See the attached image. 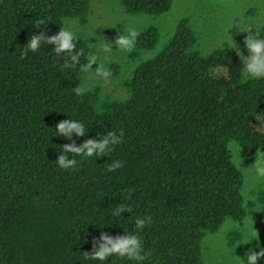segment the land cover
<instances>
[{
	"label": "trees",
	"instance_id": "1",
	"mask_svg": "<svg viewBox=\"0 0 264 264\" xmlns=\"http://www.w3.org/2000/svg\"><path fill=\"white\" fill-rule=\"evenodd\" d=\"M173 1L122 3L130 14L155 17ZM89 9L90 0L0 1V264H99L89 258L93 238L134 228L130 214L111 216L121 203L151 217L140 233L145 264H205V236L247 214L244 174L230 145L236 142L246 161L264 149L253 116L264 112V80L244 81L232 51L199 50L186 17L160 49L157 26L138 33L127 50L136 68L124 99H101L99 88L84 87L91 48L80 36L74 70L62 67L67 56L56 57L51 46L21 58L31 34L55 35ZM40 18L48 24L36 29ZM119 69L113 64V77ZM71 117L90 130L74 136L77 146L108 131L123 132V142L110 155L77 156V167L65 171L55 160L70 141L54 128ZM116 159L123 167L109 172ZM259 246L264 238L242 246L245 263ZM108 264L129 262L112 257Z\"/></svg>",
	"mask_w": 264,
	"mask_h": 264
},
{
	"label": "rangeland",
	"instance_id": "2",
	"mask_svg": "<svg viewBox=\"0 0 264 264\" xmlns=\"http://www.w3.org/2000/svg\"><path fill=\"white\" fill-rule=\"evenodd\" d=\"M237 15L239 18L236 19ZM185 17L190 19L195 31L197 48L207 54L218 49L217 40L226 35L231 26L233 28L229 30L230 35L243 48L247 33H241L239 27H242L244 22L264 20V4H261L260 0H174L170 11L154 17L128 13L122 0H90L86 18L67 19L65 28L75 31L90 46L91 43H97V39L101 43L105 40L114 42L124 31L134 29L139 33L154 25L160 30V49L173 34L179 21ZM90 48L92 52V47ZM93 51L95 52V49ZM153 54L154 52L144 55V59ZM113 64L120 66L117 76L105 80L95 76L90 70L84 74V87L88 90L99 88L101 99L126 98L128 89L125 82L131 77L136 63L129 59L127 51L121 52L119 48L114 47L111 60L105 66L111 71ZM97 67L98 65L92 66L93 70ZM256 126L259 127L258 121ZM230 148L233 160L244 174L242 192L247 214L242 220H226L219 231L205 236V264H246L241 252L245 244L241 242L245 239V232L250 231L253 224L258 232L256 239L264 238V179L255 176L252 167L257 154L251 161H246L242 156L241 147L236 142H232ZM235 233L240 235V238L235 237ZM232 237H235L234 240Z\"/></svg>",
	"mask_w": 264,
	"mask_h": 264
},
{
	"label": "clouds",
	"instance_id": "3",
	"mask_svg": "<svg viewBox=\"0 0 264 264\" xmlns=\"http://www.w3.org/2000/svg\"><path fill=\"white\" fill-rule=\"evenodd\" d=\"M264 4V0H260ZM239 18L237 15L236 19ZM44 18L37 19L34 22L36 29H42L47 25ZM233 26L229 28L232 29ZM253 29L255 31L253 32ZM219 38L216 42L217 48L224 51H232L241 61V77L244 81L249 80H264V20H252L251 22H244L242 27H239L241 33H247L243 41V48L233 39L230 32ZM138 33L134 29H129L122 34H119L114 42L105 40L103 43L97 39V43H91L92 52L86 57L83 71L92 73L102 79H108L112 76L111 71L105 66L110 62L113 48H119L121 52H125L134 47ZM79 39L77 33L70 28L61 27L60 31L55 35H48L41 32L40 34H31L28 38L25 47L21 50V58H27L29 53H37L45 49V46H51V51L58 58L67 56V60L62 67L64 69H76L79 63V57L82 55L81 51L77 50V40ZM95 49V52L93 51ZM246 50V51H245ZM98 65L93 70L92 66ZM82 88L76 87L75 92L80 94ZM259 122L257 130H264V112H257L253 115ZM54 136L62 137L70 143L62 147V154L55 160L57 166L65 171L75 169L78 161L75 157L84 158L100 157L103 155H110L115 151L116 146L123 142V132L119 134L108 131L106 134L100 135L99 139L91 138L84 141L77 146L74 136L79 138L88 135L89 128L87 124L80 119H65L59 122L54 128ZM68 154H72L70 157ZM123 167V162L119 159L114 160L108 167L109 172L117 171ZM254 174L258 178L264 179V149L257 151V159L252 166ZM132 199L131 190L127 197ZM124 213L130 214L128 219H133L134 228L132 231H125L121 235H110L107 232H101L100 236L93 238V250L90 252V259L98 261L99 264H108L112 257L123 259L129 264H145L149 254L146 251L145 243L140 233L150 225V216L134 215L135 209L130 204L121 203L111 212L112 217H124ZM125 218V217H124ZM257 230L254 224L251 225V230L245 232V239L241 244H247L251 241H256ZM259 250L252 249L247 254L246 264H261L264 261V248L256 247ZM89 253V252H88Z\"/></svg>",
	"mask_w": 264,
	"mask_h": 264
}]
</instances>
